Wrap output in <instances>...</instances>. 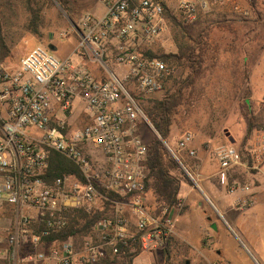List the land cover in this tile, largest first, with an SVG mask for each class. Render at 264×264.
Returning a JSON list of instances; mask_svg holds the SVG:
<instances>
[{"label": "built area", "instance_id": "built-area-1", "mask_svg": "<svg viewBox=\"0 0 264 264\" xmlns=\"http://www.w3.org/2000/svg\"><path fill=\"white\" fill-rule=\"evenodd\" d=\"M99 1L106 13H87L72 28L78 37L75 53L99 66L100 76L85 63H75L74 57L60 58L42 45L16 67L0 63V264L8 259L16 264L24 246L31 248L26 264H98L107 248L118 254L120 244L139 242L144 252H162L174 235L172 213L183 202L159 217L148 209V149L141 132L143 125L153 126L130 90L133 85L139 94H157L172 73L167 63L141 54L166 30L165 9L162 1L154 0ZM212 3L219 0H179L177 7L195 21ZM78 105V110L83 108L80 123L73 120ZM193 141L187 133L177 149L166 147L199 187L201 164L190 147ZM51 152L74 163L84 180L64 175L46 181ZM183 152L194 161L192 166L182 162ZM249 153L258 170L264 161V136ZM212 155L219 166V185L228 194L243 195L235 208L252 207L251 185L232 179L238 168L249 169L240 152L220 146ZM106 201L113 205V217L99 220L81 249L71 239L52 240L69 227L74 211L95 212Z\"/></svg>", "mask_w": 264, "mask_h": 264}, {"label": "rangeland", "instance_id": "rangeland-1", "mask_svg": "<svg viewBox=\"0 0 264 264\" xmlns=\"http://www.w3.org/2000/svg\"><path fill=\"white\" fill-rule=\"evenodd\" d=\"M11 1L13 5H6L0 13V26H2L3 33L12 46V55L3 64L16 67L21 59L26 57L35 47L42 45L49 50L57 47V51H50L60 58L74 57L75 63L78 61L85 63L96 75L100 76L103 73L99 66L91 63L83 56L79 57V53H75L78 48V37L73 33L72 28L73 24L78 23L87 13L94 14L96 17L103 16L106 13L103 3L99 0H77L76 12L72 18L55 1H53L54 4H51L48 0H40L44 6V24L41 30L42 35L35 36L26 28L28 14L25 4L20 0ZM163 1L172 11L178 10L179 0ZM261 2L264 7V0ZM214 8L213 13L202 17L199 21H197L198 17L195 21H188L187 29L194 36L204 26H213L209 47L210 63L208 66L210 69L207 73V80L204 82L205 88L202 89L201 94L191 97L176 115L172 127V136L167 144L173 149H177L182 136L190 133L193 135L198 149L201 152L207 150L210 154V161L213 165L211 172L202 166L198 176L196 175V178L200 179L199 187L196 186L194 189L204 204L207 218L217 226L218 232H214V242H210V238L205 237L206 246L200 248L195 245L192 246V249H187L179 260L185 264H210L211 262L219 264H264V190L258 191L255 204L252 207L240 212L229 205L224 208L217 202L216 194L218 192L208 178L209 175L218 170L217 161L212 153L220 145L228 143L226 140L219 143L216 138L225 137L228 131L231 135L228 138L235 141V143H229L235 146L249 167L248 170L242 167L238 168L232 179H237L242 184H249L252 189H256L258 186V183L252 179L257 169L254 168L255 161L249 150L254 148L259 137L264 136V130L256 132L244 143L246 128L242 110L248 102H251L257 110L264 106V36L248 43L244 40V30L239 25L233 27L217 26V22L225 19L241 21L250 18L251 13L245 0H219L218 4L214 3ZM236 8H239V11L248 12L249 15L244 17L238 13ZM64 32L71 34L68 39L60 37V34ZM148 46L154 51L160 49L167 53L177 51V45L168 24H166V30L162 35ZM249 54H255L257 60L250 64L247 82L243 84L241 79L234 81L233 71L236 61L239 60V68L243 69L242 57ZM111 67L115 71H119L116 66L112 65ZM173 83L174 79L169 81L167 87L164 86L161 92L153 94V96L162 97ZM247 88L250 89V94L245 96ZM130 90L139 93L133 85L130 86ZM79 109L82 110L83 108ZM73 120H75L74 117ZM141 133L146 143L157 136L154 128L149 129L144 125ZM181 155L184 165L192 166L194 164L193 160L186 159V152ZM196 161L199 162V159ZM203 165L205 166V164ZM261 170L264 173V166ZM187 187L186 184L183 185L184 190ZM221 195L228 201L226 193L222 192ZM148 201L152 212L154 210V198L151 194L148 195ZM196 217L191 213L186 218L180 219L179 222L187 221L194 227L200 223ZM175 222H178L177 218ZM207 230L212 231L209 224H207ZM209 244L213 246H209ZM217 251L222 254L219 255ZM30 253L31 248L29 246L20 248L16 264H26L25 257ZM149 258L143 256L135 264H164L162 252L155 253L153 262H150ZM145 260L149 261L145 263ZM4 264L13 263L8 259Z\"/></svg>", "mask_w": 264, "mask_h": 264}, {"label": "trees", "instance_id": "trees-1", "mask_svg": "<svg viewBox=\"0 0 264 264\" xmlns=\"http://www.w3.org/2000/svg\"><path fill=\"white\" fill-rule=\"evenodd\" d=\"M53 1L73 18L76 12L77 0H48L51 4H54ZM154 1H162L163 3L167 24L177 45V51L167 53L161 49L154 51L149 46H144L141 54L147 59L163 61L174 69L164 81V86L167 87V83L173 79L174 83L162 97L145 96L134 91L133 94L143 106L147 118L157 133V136L147 142L146 166L148 177L146 180V195L148 209L150 210L148 195L151 194L154 198L152 213L159 217L164 210L171 211L182 201L181 192L184 184L193 186L179 162L167 149L166 144L169 143L172 136V127L180 109L186 105L191 97L200 95L202 89L205 88L204 82L207 80V73L210 69L208 66L210 63L209 47L213 26H204L194 36L187 29L190 20L184 12L180 10L172 11L163 0ZM20 2L25 4L28 14L27 30L35 36H41L44 24L43 4L40 0H20ZM245 2L251 13L250 18L241 21L225 19L217 22V26L233 27L239 25L244 30V40L249 43L264 36V7L261 0H245ZM6 5L12 6L13 3L11 0H0V13ZM214 10L213 3L208 11L200 10L197 21L213 13ZM52 49L50 48V50ZM11 55L12 46L5 37L2 26H0V63L6 62ZM242 58L244 68H239V60L236 61L233 77L234 81L241 79L244 84L248 80L250 64L256 62L257 56L249 54ZM249 94L250 89L247 88L245 96ZM242 116L245 121L246 135L244 143H246L256 132L264 130V106L257 110L251 102H248L242 110ZM64 175H73L79 180H84L81 170L74 163L57 152H51L44 179L51 182ZM105 194L111 199L116 198L111 193ZM188 209L189 206L183 203L180 214H185ZM113 213L114 209L110 201L104 202L103 207L95 212H87L84 209L76 210L71 214L69 227L55 235L52 240L63 242L71 239L76 248L81 249L93 226L99 220L112 218ZM118 248V254H114L111 249L107 248L98 264H135L136 259L144 253L139 242L128 243L127 245L120 244ZM184 248L185 246H182L180 241L173 235L168 246L162 251L163 263L185 264L179 260Z\"/></svg>", "mask_w": 264, "mask_h": 264}, {"label": "crops", "instance_id": "crops-1", "mask_svg": "<svg viewBox=\"0 0 264 264\" xmlns=\"http://www.w3.org/2000/svg\"><path fill=\"white\" fill-rule=\"evenodd\" d=\"M52 50L57 51L58 48L55 47ZM78 107H79V105L76 107L73 116H74V119L76 121H79V123H80L79 118H81L82 116L80 115L81 112H80V109L78 110ZM245 135H246V132H245ZM230 136H231L230 133L227 131V135L225 137H222V138L217 137L216 139H217V141H219V143H221L225 140L228 142L227 144L225 143V144H222L220 146H233L230 143H235V141L232 138H228ZM211 142H209V143L211 144ZM197 146L198 145L194 141L193 144L191 145V148L195 149L198 152V159H199V162L201 164V168L203 166V168H206V170L208 172H211V168L213 167V165L211 164V161H210V159H211L210 154L207 152V150L205 152L204 151L201 152ZM185 157L187 160H189V158L187 156H185ZM203 164H205V166ZM217 166H218V163H217ZM263 166H264V161L261 163V165L258 167V170L256 171V173L253 174V177H252V179L258 183L257 188L253 189L255 199L257 197L258 191L264 190V173L261 170ZM218 168H219V166H218ZM217 171L208 176L212 185L216 188L215 190L218 192V194H216L217 202L220 203V205H222L224 208L229 205L234 210L240 211V210H237L235 208V206L237 205L238 200L240 198H243V195H236V196L234 195L233 196L231 194H228L227 191L219 185L217 179L215 178ZM250 180H251V178H250ZM194 188L195 187H193V186H188L184 190L183 186H182L181 198H182V202L189 206L188 211L183 215L180 214V210H177L176 212L172 213V216L174 217V219L176 220V218H177V220H178V222H175L174 236L180 241V244L182 246H185L184 250L182 251V255L187 249H189V248L192 249V246H194V245L199 247V248L201 246H206L205 237H209L210 242H212V241L214 242L215 241L214 232H218L217 226L215 224H213L211 222V220H209L207 218V213L204 210V204H203V202H201L200 197L198 196V194ZM217 192H215V193H217ZM222 192L227 194L228 197L227 196H225V197H227L228 201H226L224 199V197L221 195ZM240 212H242V211H240ZM191 213H193L195 216H197L196 219L198 218V220H200L199 224H197L195 222V225L196 224L197 225L192 227L190 222H187V221L181 222V223L179 222L180 219L186 218V216L188 214H191ZM207 224H209V226L212 230L211 232H209L207 230ZM209 246H213V245L209 244ZM214 246H215V244H214ZM155 253H158V252H151V253L145 252L139 258L136 259L135 263L137 262V260H139L143 256H145V257L147 256L148 258L150 257L149 258L150 262L151 261L153 262V257L155 255ZM218 254L221 255L222 253L218 252ZM148 261L145 260L144 262L147 263Z\"/></svg>", "mask_w": 264, "mask_h": 264}, {"label": "water", "instance_id": "water-1", "mask_svg": "<svg viewBox=\"0 0 264 264\" xmlns=\"http://www.w3.org/2000/svg\"><path fill=\"white\" fill-rule=\"evenodd\" d=\"M215 227V226H214Z\"/></svg>", "mask_w": 264, "mask_h": 264}]
</instances>
